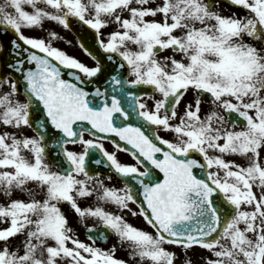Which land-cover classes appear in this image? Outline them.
<instances>
[{
  "label": "snow or ice",
  "instance_id": "6c2138e0",
  "mask_svg": "<svg viewBox=\"0 0 264 264\" xmlns=\"http://www.w3.org/2000/svg\"><path fill=\"white\" fill-rule=\"evenodd\" d=\"M228 3L244 14L219 0H0V264H174L165 245L264 264V0ZM46 22L86 26L104 58L79 36L90 65L55 46Z\"/></svg>",
  "mask_w": 264,
  "mask_h": 264
},
{
  "label": "rangeland",
  "instance_id": "374dc122",
  "mask_svg": "<svg viewBox=\"0 0 264 264\" xmlns=\"http://www.w3.org/2000/svg\"><path fill=\"white\" fill-rule=\"evenodd\" d=\"M157 19H159V17H157ZM44 27H45V29H49V30L54 29L62 37L61 40L54 42L55 46L61 48L62 50H65L69 54L79 58L81 61L85 62L86 64L88 63V57H86L85 54L82 53V51L78 47L77 43L73 40V38L69 35L68 32L63 31V29H61L59 26L51 24L50 22H46ZM107 31H108V28H105L103 30L105 36L107 34ZM25 35L30 36V37H46V32L39 31V30H36V31L25 30ZM65 40L71 41V44L69 45V44L65 43L64 42ZM27 134L32 135L31 132H28ZM21 198H23V197L21 196ZM0 202H2V201H0ZM126 218L134 226L140 227L142 229H147L148 231H152V229H150L145 224V222L143 221L142 218H140V217L133 218L130 215L127 216ZM89 223H91V222H89ZM0 226H2V225H0ZM83 230H84V227L82 226V229L79 232L76 231L77 237L81 241H83L85 243H89V241L85 238V236H83ZM115 243H116V238L112 242L107 244L106 247H103L102 249L108 250ZM165 247L177 254V257L174 259V264H185L186 261L190 262V264H206V258H208L210 256L209 252H207L206 250H202L199 247H193V249L186 250L184 252L181 251L180 247L178 248V247L172 246V245L171 246L165 245ZM115 256L117 258L129 260L127 250L120 247L119 245H117V250L115 252ZM129 264H136V262L135 261H129Z\"/></svg>",
  "mask_w": 264,
  "mask_h": 264
},
{
  "label": "flooded vegetation",
  "instance_id": "af4514ba",
  "mask_svg": "<svg viewBox=\"0 0 264 264\" xmlns=\"http://www.w3.org/2000/svg\"><path fill=\"white\" fill-rule=\"evenodd\" d=\"M218 10L221 12V14H223L225 16H230L234 12L237 15H243L244 14V10H242L241 8L234 7V6H231V5L227 6L226 4L224 5V3H221V1H219ZM112 30L113 29L108 28L107 34L110 33ZM92 63H93V61L89 58L87 64L90 65ZM188 95H189V99H191L192 98L191 92ZM143 102H145L148 105L149 108L152 107L153 101L151 99H145ZM207 108H208L207 104L202 105V113ZM159 134L161 136H163L164 138H168V139L172 138V134L171 133L160 132ZM86 138H87V136H86ZM105 146H106V148L108 150L115 151L113 145L105 142ZM117 155H118V159L120 161L125 162V163H132L131 157L127 153H122L121 152V153H118ZM230 158H232V157H230ZM233 159H238V158H233ZM105 183L108 184L109 186H115V187H121L122 186L121 182L116 180L115 178L111 182L106 180ZM67 218H68L69 224L72 225L74 227V229H75L76 228L75 222H78V221L74 217L73 213L69 210V208H68ZM77 231H78V229H77Z\"/></svg>",
  "mask_w": 264,
  "mask_h": 264
},
{
  "label": "water",
  "instance_id": "95a60500",
  "mask_svg": "<svg viewBox=\"0 0 264 264\" xmlns=\"http://www.w3.org/2000/svg\"><path fill=\"white\" fill-rule=\"evenodd\" d=\"M224 4L229 6L227 0L223 1ZM77 40V36H79L86 46L90 48L93 54L97 55L100 59H103V54L98 50V47L95 45V37L91 30H88L86 26H81L78 23H73L71 29L69 30ZM12 34L8 33L7 35H0V43H3L6 47L8 44V40L11 38ZM118 139V138H117ZM102 173L105 171L104 169L100 170ZM65 207V206H64ZM65 211V210H64ZM84 235L86 236L85 232ZM114 236L110 235L107 243L113 239ZM107 243H99L100 246H105Z\"/></svg>",
  "mask_w": 264,
  "mask_h": 264
}]
</instances>
